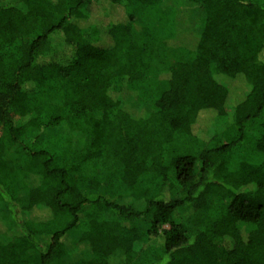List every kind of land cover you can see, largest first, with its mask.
<instances>
[{"label":"trees","instance_id":"obj_1","mask_svg":"<svg viewBox=\"0 0 264 264\" xmlns=\"http://www.w3.org/2000/svg\"><path fill=\"white\" fill-rule=\"evenodd\" d=\"M161 1L0 0V264H264V0Z\"/></svg>","mask_w":264,"mask_h":264},{"label":"rangeland","instance_id":"obj_2","mask_svg":"<svg viewBox=\"0 0 264 264\" xmlns=\"http://www.w3.org/2000/svg\"><path fill=\"white\" fill-rule=\"evenodd\" d=\"M102 7L105 5L103 3H101ZM171 4L170 2L167 0H163L161 1V3L159 4V7H155L154 9H135L133 12L135 14V28L139 31L140 28L144 25H150L152 24V26L160 29V24H159V20H157L156 17V12L159 11H163V10H167L169 9L168 7H170ZM101 7V8H102ZM89 23H91L90 21H86L85 23H81L83 26L88 25ZM157 76V72L156 71H152V75L150 77V81L148 83H142L137 85L133 90V92L135 93L137 99L142 102V105L144 106V108H146L147 110H152L151 109V105L153 104V100L154 97L157 96L162 88H160L156 83H154L153 81H151L152 79H154L157 83L160 84V82L156 79ZM254 126L250 127V131H249V137L252 139L254 138ZM238 156L241 157L242 159H245L246 161L250 160V161H257L258 157L257 155L254 153V151L252 150L251 146L248 144L243 145L239 150H238ZM149 218H143L140 220H137L135 222H131V223H122L125 226H129V227H135L137 230H143L145 228H147V225L149 223ZM146 245H150V242H148ZM146 247V246H145Z\"/></svg>","mask_w":264,"mask_h":264}]
</instances>
